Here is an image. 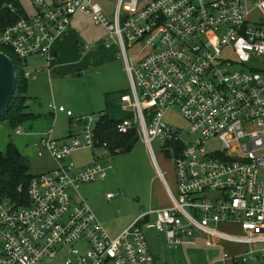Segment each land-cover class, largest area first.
<instances>
[{
	"label": "built area",
	"instance_id": "obj_1",
	"mask_svg": "<svg viewBox=\"0 0 264 264\" xmlns=\"http://www.w3.org/2000/svg\"><path fill=\"white\" fill-rule=\"evenodd\" d=\"M34 6L35 14L0 34V46L21 61L28 80L42 68L27 70L26 59L49 61L53 43L78 13L105 27L107 45H118L130 88L119 95L127 116L117 130L135 129L153 156L159 139L174 163L175 189L159 168L170 204L147 212L156 216L148 226L172 247L207 236L223 245V264H264V61L250 64L264 58V0H118L111 19L96 0H35ZM6 7L16 11L12 3ZM50 108L73 116L55 102ZM173 110L189 122L190 140L164 120ZM99 117L79 116V133L58 140L50 130L36 143L57 166L31 178L28 202L0 200V264H158L140 225L144 217L112 237L88 202L71 195L111 167L95 162L79 169L71 159L83 148L112 154L96 131ZM212 140L221 149L208 150Z\"/></svg>",
	"mask_w": 264,
	"mask_h": 264
},
{
	"label": "rangeland",
	"instance_id": "obj_2",
	"mask_svg": "<svg viewBox=\"0 0 264 264\" xmlns=\"http://www.w3.org/2000/svg\"><path fill=\"white\" fill-rule=\"evenodd\" d=\"M19 1L28 14H35V0ZM96 1L111 19L118 0ZM144 1L147 0H140L141 4ZM72 26L79 29V31L77 30L78 36L70 45L69 53L64 55L61 65L62 67L67 66L74 60L81 64L68 66L63 71L56 69L49 76L46 71V57L30 56L26 59L27 70L32 68L33 63H39V67L42 66L46 69L38 72V80H28L27 95L30 97L27 110L36 115L35 121L39 119L43 121L42 126L45 129L52 128V136L59 139H66L70 131L80 128L75 125V118L79 116L90 115L97 118L104 110H109V114L117 119L127 116V112L121 108L119 101L116 102L115 98L119 93L130 88V80L123 59L120 57L123 65V70H120L118 62L116 63L110 54L112 50L106 48L108 47L106 43L108 32L105 27L97 24L92 16L87 15L75 16ZM87 45L90 47V52L85 49ZM111 45L112 48L116 47L115 51L119 54L118 45L116 46L114 43ZM137 49H129L128 53L132 55ZM226 54L234 55V52L229 50ZM13 56L15 57L19 86L25 67L16 55L13 54ZM263 61V57L255 58L250 64L260 66ZM107 93L112 94V99L108 100L109 104L106 103ZM16 96H18V90L15 98ZM51 102L71 110L73 116H68L65 112L52 113ZM164 120L173 128L181 129L185 140L192 138L189 133V122L178 110L167 112ZM5 122L0 121V151H5L8 143L14 142L28 156L30 173L33 175L45 173L56 165L48 150L44 149V154L39 156L33 149H26L22 137H17V129L26 130L29 126L20 125L16 128ZM152 146L154 156L142 137L138 136V140L129 150L111 154L112 156L102 157V151L93 148L78 149L72 154V159L76 164L98 159L97 162L102 165L111 166L107 169L104 179L84 183L78 191L71 190V195L74 196V199L83 198L88 202L102 221L105 230L112 237L119 234L120 228H128L137 216L149 211L151 205L160 207L169 200L166 184L163 178L158 175L159 168L165 173L170 187L174 189L176 186L173 161L162 150L159 139L154 140ZM206 146L210 151L221 149L218 140H212ZM155 177L160 180L157 181ZM158 182H161L163 186L161 192L155 187ZM107 193H113L114 196L108 199ZM155 219V215L150 216L149 220L140 221V225L158 264H223L221 261L223 245H212L207 236L201 235L198 237L197 245L172 247L167 243L164 233L148 226V224L154 223ZM224 246L231 252L240 251L233 244L224 243Z\"/></svg>",
	"mask_w": 264,
	"mask_h": 264
},
{
	"label": "trees",
	"instance_id": "obj_3",
	"mask_svg": "<svg viewBox=\"0 0 264 264\" xmlns=\"http://www.w3.org/2000/svg\"><path fill=\"white\" fill-rule=\"evenodd\" d=\"M12 3L16 11L10 12L6 5ZM26 15L19 0H0V34L12 22ZM1 51L8 53L15 61L13 53L0 46ZM18 96L13 100L7 113L0 121H6L11 127H19L27 120H31L33 115L27 112L28 108V79L22 74L21 83L18 86ZM123 92V91H122ZM121 92V93H122ZM119 93L115 101L119 100ZM112 99V94H106V103ZM119 119L111 116L109 110L101 112L99 120L96 123V131L104 142H107L109 148L114 152L115 148L120 147L124 152L129 150L138 140L135 129H131L127 133H120L117 130ZM34 175L30 173L29 159L15 145L9 142L5 151H0V200L9 199L11 201L21 203L28 202L27 187ZM22 185L23 190L19 191L18 187ZM143 220H149L144 218Z\"/></svg>",
	"mask_w": 264,
	"mask_h": 264
},
{
	"label": "crops",
	"instance_id": "obj_4",
	"mask_svg": "<svg viewBox=\"0 0 264 264\" xmlns=\"http://www.w3.org/2000/svg\"><path fill=\"white\" fill-rule=\"evenodd\" d=\"M144 3V2H143ZM22 6V5H21ZM22 8L24 9V7L22 6ZM24 12H25V14H28L27 13V11L24 9ZM30 15V14H29ZM82 15H87V16H90L91 17V15H89V14H87V13H83V12H81V13H78L77 15H76V17H79V16H82ZM75 18V17H74ZM79 31V29H76V28H74V26H72V23H71V26L66 30V32H64L60 37H58L56 40H55V42L53 43V47H52V50H51V56H50V59H49V61L47 60L46 62H47V70L44 68V67H39V63H33L32 64V68L30 69V70H36V69H39V68H42V70L41 71H47V73H49V76H50V74L52 73V72H54L56 69H59V70H65V68L66 67H72V66H75V65H77V64H81V62L79 63H77V61H71V63H69L67 66H64V67H62V63H63V60H64V55L66 54V53H69V50H70V45L71 44H73V42H74V38H76L77 36H78V31ZM116 45V44H115ZM108 47H110V48H108V47H106L107 49H111L112 51L110 52V54L113 56V58H114V61L117 63L118 62V64H119V66H120V70H123V65H122V62H121V60H120V57H119V55L117 54V52L115 51V48L116 47H111L112 45H107ZM117 46V45H116ZM85 49L86 50H89L90 49V47L87 45V47L85 46ZM114 49V50H113ZM89 52H90V50H89ZM35 58H37V57H35ZM48 68L50 69V71H48ZM38 77V76H37ZM33 80H38V78H36V79H33ZM29 96V95H28ZM30 97V96H29ZM118 101V100H117ZM116 101V102H117ZM28 109V108H27ZM27 112H29L28 110H27ZM29 113H31V112H29ZM33 113V112H32ZM31 113V114H32ZM33 115V118L31 119V120H27L25 123H23L22 125H26V126H29V128L28 129H26V130H24V129H22L21 128V132H18L17 130V132H16V135H17V137H22L23 139H24V141H25V144H26V149L28 148V149H33L34 150V152L36 153V154H38V150L39 149H42L41 147H40V144L38 145V146H36V143H38L39 141H40V139L42 138V136L43 135H45L46 133H48L49 132V130H52V132H53V129L52 128H49V129H45L43 126H42V122L43 121H41V119H39V120H37V121H35V114H32ZM34 120V121H33ZM5 123H7V122H5ZM75 125H76V127H80V128H75L76 130L75 131H70V134H74V133H79L80 132V129H81V126L79 125V124H76L75 123ZM69 134V135H70ZM55 139H58V140H63V139H59V138H55ZM17 146V145H16ZM18 147V146H17ZM18 149H19V147H18ZM20 150V149H19ZM43 150V154H44V149H42ZM21 151V150H20ZM22 152V151H21ZM46 152V151H45ZM23 153V152H22ZM24 154V153H23ZM25 155V154H24ZM111 155V154H110ZM26 156V155H25ZM112 156V155H111ZM28 157V156H27ZM71 159H72V157H71ZM73 160V159H72ZM74 161V160H73ZM98 161V159H96V161H94V160H92V162L91 161H87V162H85V163H80V164H76V162H75V164H76V167L77 168H79V169H81V168H84V167H86V166H88L89 164H92V163H95V162H97ZM56 162V161H55ZM57 166V163H56V165L55 166H53V168L52 169H54L55 167ZM51 169V170H52ZM48 171H50V170H48ZM159 175V174H158ZM160 176V175H159ZM156 178V177H155ZM157 179V181H159L160 179L159 178H156ZM155 179V180H156ZM154 180V181H155ZM155 187L156 188H158V191L159 192H161V191H163V186H162V184H161V182H158V185H155ZM175 189V188H174ZM168 195H169V193H168ZM168 201H165V204L164 205H161L160 207H165V206H168L169 204H170V197L168 196ZM161 204V203H160ZM159 206H157V205H151V209L152 208H158ZM151 209H149V211L151 210ZM94 211V210H93ZM149 211H147V212H149ZM147 212L145 213V212H143L141 215H139V216H137L135 219H134V221L137 219V218H139V217H144V218H148L149 219V217L150 216H153V215H146L147 214ZM96 213V212H95ZM101 221V220H100ZM133 221V222H134ZM102 222V221H101ZM132 222V223H133ZM131 223V224H132ZM130 224V225H131ZM127 228V227H126ZM126 228H124V229H122V228H120V232H119V234L122 232V231H124ZM118 234V235H119Z\"/></svg>",
	"mask_w": 264,
	"mask_h": 264
},
{
	"label": "water",
	"instance_id": "obj_5",
	"mask_svg": "<svg viewBox=\"0 0 264 264\" xmlns=\"http://www.w3.org/2000/svg\"><path fill=\"white\" fill-rule=\"evenodd\" d=\"M18 84L17 68L12 57L0 50V119L15 99Z\"/></svg>",
	"mask_w": 264,
	"mask_h": 264
}]
</instances>
